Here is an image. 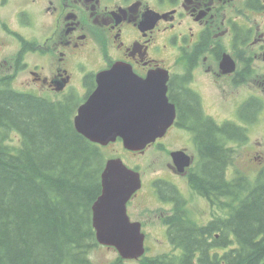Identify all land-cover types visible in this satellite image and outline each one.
<instances>
[{
	"label": "flooded vegetation",
	"instance_id": "flooded-vegetation-1",
	"mask_svg": "<svg viewBox=\"0 0 264 264\" xmlns=\"http://www.w3.org/2000/svg\"><path fill=\"white\" fill-rule=\"evenodd\" d=\"M26 1L35 7L32 9L35 20L31 23L41 31L30 32V38L20 42L29 47L28 54L35 57L24 70L27 75L24 87L17 89L39 98L72 101L77 111L101 91L105 97L97 99L96 108L102 105L107 110V120L112 116L109 110L120 109L128 103L132 108L141 107L144 93L157 95L166 87L167 103L173 104L176 115L174 125L164 138L148 142L145 149L157 141L144 154L152 147L169 151L163 142L175 130L185 136L190 132L193 135L189 136L190 145L203 148L198 136L207 121L188 113L189 108L199 110L201 107L199 93L194 89L198 69L210 75L213 82L206 87L205 96L222 97L217 90L226 91L232 85H240L244 77H250L253 84L264 91L258 75L261 67L258 70L253 67L260 51L264 59V19L261 20L264 0ZM19 21L20 18L9 27L15 37L22 34ZM11 37L2 36L0 43L11 44ZM239 40L244 41L243 45ZM245 46L254 48V57H242ZM114 67L117 70L110 73ZM150 78L154 80L146 82ZM158 87L159 90H155ZM244 108L245 104L241 110ZM184 115L188 116L186 121H182ZM137 118L135 112L133 120ZM98 123L96 117L93 124ZM211 123L217 125L214 121ZM217 129L223 132L222 152L227 149L230 132L245 131L233 125L227 129L217 125ZM173 152L187 155L190 166L180 173L172 164L169 165L171 172L162 177L147 183L142 179L143 188L130 201L129 213H137L134 201L139 197L145 199L144 193H149L159 204L167 205L159 211L164 220L180 215L178 206L182 204V196L177 181L184 183L186 178L190 185L191 180H197V174L190 146L172 150L170 156ZM255 159L262 162L264 156L258 155ZM201 197L208 202L207 197ZM208 211L203 206L199 213L200 225L208 220ZM153 214L151 208H146L137 220L144 224ZM181 225L200 226L189 221L186 214ZM164 232L170 236L168 226Z\"/></svg>",
	"mask_w": 264,
	"mask_h": 264
},
{
	"label": "trees",
	"instance_id": "trees-1",
	"mask_svg": "<svg viewBox=\"0 0 264 264\" xmlns=\"http://www.w3.org/2000/svg\"><path fill=\"white\" fill-rule=\"evenodd\" d=\"M68 102L0 90V128L15 129L22 140L11 152L0 131V264H89L98 247L92 206L101 194L105 159L76 131ZM188 113L200 117L193 108ZM211 126L207 122L199 133L204 160L190 185L226 216L206 226L165 219L169 242L181 253L145 258L144 264H264V169L253 181L229 180L223 132Z\"/></svg>",
	"mask_w": 264,
	"mask_h": 264
},
{
	"label": "rangeland",
	"instance_id": "rangeland-1",
	"mask_svg": "<svg viewBox=\"0 0 264 264\" xmlns=\"http://www.w3.org/2000/svg\"><path fill=\"white\" fill-rule=\"evenodd\" d=\"M32 9H35V7L29 6V2L26 0H0V38L2 36L6 38L8 35H12L9 39L11 44L3 45L0 43V90L11 88L19 91L17 88L24 87L23 83L27 81V75L24 73V70L28 63H30V59L34 58L35 55L28 54L30 48L20 42L29 39L30 32L40 33L41 31L39 26H33L31 23V21L34 22L35 20ZM24 12H27V15H24ZM18 18H20L18 27L22 31V34L21 36L15 37V34L9 27ZM262 19H264V15ZM239 41L243 45L244 41ZM262 52H259L260 57L254 62L253 67L256 70L261 67L258 75L261 77L262 85L264 86V59L261 56ZM254 55L253 47L245 46L243 48V58L254 57ZM210 77V75L203 73L201 69L196 71L195 78L197 80L195 79L194 89L199 93L201 99V107L198 112L207 122L214 121L217 125L224 128H231L233 125L235 128L245 130V140L241 138L243 134L237 135L234 132H230L225 146L227 149H223L222 156L225 160V171L228 170L229 172V180L244 177L247 180L253 181L264 168V161L260 162L255 159L258 155L264 156V91L260 90L257 84L255 86L253 81L250 80V77H244V81L240 85H232L226 91L217 90L218 95L222 97L205 96L206 87L212 86L213 84L209 79ZM253 96L255 97L252 98ZM67 104L74 110V114L70 117L74 125L73 117L77 105L72 101ZM244 104L245 108L241 110ZM241 111L243 112L241 113ZM211 117L218 122L212 120ZM187 119L188 116L184 115L182 121H186ZM248 119L252 120V122H247ZM217 125L211 126L214 128V131H216ZM208 126L210 127L209 124ZM14 130L8 126L0 128V131L4 132L2 135L3 139H5L11 152H16L22 144L20 135ZM188 133L190 134L189 136L193 137L190 132ZM189 136L178 135L177 130H175L163 142L169 148V151L165 152L158 147H152L144 155H134L124 150L120 143L105 148L103 155L105 159L109 157H121L128 166L139 168L144 182L147 183L154 178L162 177L164 173L171 172L169 165L173 164L170 156L172 150L190 146V152L195 158L193 163L194 168L198 166L197 172L204 160L203 148H196L194 145H190L191 138ZM103 155L101 157L104 159ZM164 178H167V176ZM184 181V183L177 181L179 190L181 191L180 195L182 196V204L178 206V214L180 215L176 218L179 221V225H181L185 214L188 216L189 221L200 225L199 213L202 211L203 206H206L208 210L210 206V212L208 211V219L210 222H219V216L223 218L226 216L225 210L220 207L219 203L216 206L211 205L209 200L206 203L190 187L188 182L186 183V178ZM144 198L139 197L134 201V204L138 207V211L135 214L131 212V214L134 219H139L146 208H151V212L154 213L151 215V219L144 223L143 227L144 231L148 234L147 241L149 249L147 250L146 256L152 258L180 254L181 250L173 247L169 243L164 232L166 226L161 220L163 216L159 214L160 207H166L167 205L159 204L155 198L150 197L149 193H144ZM228 200V196L222 198V202H227ZM184 206L185 208H183ZM118 257L119 254L116 249L100 247L95 248L91 255L88 256V259L89 264H117L119 262ZM144 262L145 258L139 263L137 261L125 260L124 264H144Z\"/></svg>",
	"mask_w": 264,
	"mask_h": 264
},
{
	"label": "water",
	"instance_id": "water-1",
	"mask_svg": "<svg viewBox=\"0 0 264 264\" xmlns=\"http://www.w3.org/2000/svg\"><path fill=\"white\" fill-rule=\"evenodd\" d=\"M116 70L117 67H114L110 73ZM146 95L156 101L155 111L146 109L142 116L156 120L152 121L144 133L141 129H135L134 108L129 103L120 109L109 110L112 116L106 120L107 110L102 105L96 108L97 99L105 97L101 91H97L91 101L79 109L74 125L92 143L107 146L121 136L127 148L141 151L148 142L164 137L176 117L174 110L167 105L165 87L157 95L152 92ZM96 117L99 123L93 124ZM172 159L181 173L190 166L189 157L184 153L173 152ZM102 185L103 195L93 205V226L97 230V238L101 243L115 244L122 258L138 259L145 252V235L141 233L139 223L129 221L126 205L141 188L140 174L126 166L122 159H110L102 173ZM110 211L122 213L119 223L113 222L114 218L108 216Z\"/></svg>",
	"mask_w": 264,
	"mask_h": 264
},
{
	"label": "bare ground",
	"instance_id": "bare-ground-1",
	"mask_svg": "<svg viewBox=\"0 0 264 264\" xmlns=\"http://www.w3.org/2000/svg\"><path fill=\"white\" fill-rule=\"evenodd\" d=\"M154 79H148L146 82H151V81H153ZM166 88V87H165ZM155 90H159V87L158 88H156ZM161 91V90H160ZM159 91V92H160ZM147 93V92H146ZM146 93H144V96H145V101H144V104L141 106V107H135L134 108V113L136 112L137 114H138V118H137V120H135V129H141L142 130V132L144 133L145 131H146V129H147V127L152 123V121L153 120H156V119H150V118H144L143 116H142V112L144 111V110H146V109H151V110H153V111H155L154 110V107H155V103H156V101H154L153 99H151L150 97H148L147 95H146ZM166 97H167V88H166ZM168 104V106L170 107V108H172L173 109V104H171L170 102H168L167 103ZM251 129V128H250ZM115 142H117L118 144H122V146H123V149L124 150H126V151H128V152H130V153H132V154H134V155H138V154H142V153H144L145 152V148L143 149V150H141V151H135V150H132V149H129V148H127L126 146H125V140L123 139V137H121V136H118L117 137V139H116V141ZM105 168H106V162L104 163V166H103V171L105 170ZM103 171H102V173H103ZM102 175V174H101ZM103 195V185L101 184V194L99 195V197L97 198V200L96 201H98V199L101 197ZM95 201V202H96ZM95 202H94V204H95ZM93 204V205H94ZM126 213H127V215H128V218H129V212H128V209H127V205H126ZM121 214L122 213H117V212H113V211H110V212H108V216H110V217H112V218H114V220H113V222H118L119 223V221H120V217H121ZM93 222H94V218H93V206H92V224H93ZM93 229H94V232H95V238H96V242H97V244H98V247L97 248H100V247H105V248H107V249H117L116 248V246H115V244H112V243H101L99 240H98V238H97V230L95 229V227L93 226ZM96 248V249H97ZM92 253V252H91ZM91 255V254H90Z\"/></svg>",
	"mask_w": 264,
	"mask_h": 264
}]
</instances>
